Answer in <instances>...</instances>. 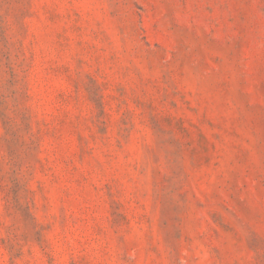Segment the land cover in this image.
Returning a JSON list of instances; mask_svg holds the SVG:
<instances>
[{"label": "rangeland", "instance_id": "obj_1", "mask_svg": "<svg viewBox=\"0 0 264 264\" xmlns=\"http://www.w3.org/2000/svg\"><path fill=\"white\" fill-rule=\"evenodd\" d=\"M0 264H264V0H0Z\"/></svg>", "mask_w": 264, "mask_h": 264}]
</instances>
